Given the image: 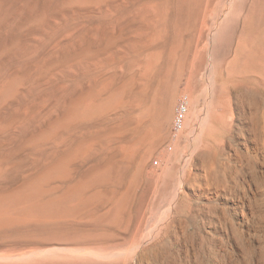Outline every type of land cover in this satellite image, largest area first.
<instances>
[{"label":"rangeland","instance_id":"rangeland-1","mask_svg":"<svg viewBox=\"0 0 264 264\" xmlns=\"http://www.w3.org/2000/svg\"><path fill=\"white\" fill-rule=\"evenodd\" d=\"M249 3L0 0V264H215L219 224L244 234L222 256L260 259L264 20ZM143 104L165 106L150 145L126 139Z\"/></svg>","mask_w":264,"mask_h":264},{"label":"bare ground","instance_id":"bare-ground-1","mask_svg":"<svg viewBox=\"0 0 264 264\" xmlns=\"http://www.w3.org/2000/svg\"><path fill=\"white\" fill-rule=\"evenodd\" d=\"M250 3H249V6H248V10L246 9L247 11V15H246V18H251L254 14L255 16H257L258 18V22H262L264 20V0H249ZM254 17V16H253ZM252 17V18H253ZM255 19V18H254ZM250 20V19H249ZM246 21V20H245ZM244 21V22H245ZM250 22V21H249ZM256 23V22H255ZM245 24V23H244ZM253 24V23H252ZM260 24V23H258ZM247 25V24H246ZM251 26V25H250ZM254 27V26H252ZM205 49V48H204ZM196 52V50H195ZM153 61V60H152ZM141 63V61H140ZM145 65V63H144ZM151 68V67H150ZM168 70V69H167ZM178 69H176V72H177ZM187 70V69H186ZM185 71V70H184ZM201 72V65L200 66H191L190 67V71H189V75H188V78L186 80V85L187 87L190 86L191 82H195L194 80L196 79L195 77H197ZM178 76L182 74L179 72L177 73ZM184 77V76H183ZM147 78V77H145ZM177 79V82L175 84H180L181 81H182V78L179 76V78H176ZM162 80V79H161ZM200 80V79H199ZM168 81V80H167ZM143 85V84H142ZM200 85V84H199ZM264 85V84H263ZM164 86V85H163ZM215 86V85H214ZM159 87V85H158ZM172 87V86H170ZM176 88V86H175ZM170 89V88H169ZM85 90V89H84ZM102 90V89H101ZM142 90V89H141ZM167 90V89H166ZM176 90H178V86L176 88ZM175 90V91H176ZM220 91L221 89H218V88H213L212 89V92L215 93V94H220ZM142 92V91H141ZM157 92V91H156ZM147 100V98H146ZM145 100V101H146ZM217 102L219 105H221V100H219V95H217ZM145 105L147 104H143L144 108H145ZM188 106H189V101H188ZM167 107V106H166ZM144 108H142L144 110ZM140 109V110H142ZM167 109V108H166ZM189 109V108H188ZM214 109L217 111L218 109V106H215ZM153 110V112H152ZM165 110V106L164 104H159L158 106L156 107H148V110L145 108V112H144V117L141 114H138L137 118L138 121L136 123H138V125L134 122H132L131 120H129V131L132 130L133 126H138L139 128L137 130H135L134 132H131L127 137L126 139L133 143V144H149L150 143V140L152 141V137H149V135H151L153 133V130H151V134H150V128L152 127L153 128V125H155L154 127H157L158 124H160V122H158V118L161 119L162 118V113L163 111ZM168 110V109H167ZM141 112V111H140ZM143 112V111H142ZM188 113V111H187ZM187 113H186V116H185V119L187 117ZM216 116L218 115L219 118H222V115H223V112H219L217 111L216 112ZM162 115V116H161ZM152 116V119L149 118ZM161 117V118H160ZM142 118V120H141ZM149 121H148V119ZM157 119V120H156ZM157 121V122H156ZM186 120L184 121V124H185ZM157 123V124H156ZM128 124V123H127ZM188 125V124H186ZM227 123H223V122H214L213 125H212V131H211V134L208 135V137H212L215 139V134H214V131L215 130H218V129H226L227 127ZM190 126V125H189ZM188 126V128H189ZM160 127V126H159ZM71 128V127H70ZM185 128V127H184ZM154 129V128H153ZM191 129V128H190ZM113 131V130H111ZM115 131V130H114ZM155 131V129H154ZM194 131V130H193ZM110 132V131H109ZM200 135L198 136H202L203 135V131H198ZM106 135L108 133L105 132ZM100 134V133H99ZM101 135V134H100ZM102 136V135H101ZM152 136V135H151ZM91 137V136H90ZM89 137V138H90ZM94 137V136H93ZM96 137V136H95ZM104 139V138H103ZM108 139V138H107ZM98 140V139H97ZM209 140H211L209 138ZM217 140V139H216ZM96 141V140H95ZM109 141V140H108ZM111 141V139H110ZM136 141V143H135ZM213 141V140H212ZM211 141V142H212ZM100 142V141H99ZM214 142V141H213ZM212 142V144H214ZM209 144V143H208ZM71 145V144H70ZM110 145V144H109ZM114 145V144H113ZM150 145V144H149ZM152 145V143H151ZM211 145V144H209ZM108 146V144H107ZM98 147V146H97ZM96 147V148H97ZM103 147V146H102ZM214 147V146H213ZM212 147V148H213ZM211 149V146L209 147ZM94 149V148H93ZM99 149V148H98ZM105 149V148H103ZM216 149V148H215ZM213 149V150H215ZM66 150V149H65ZM68 150V149H67ZM92 150V149H89V151ZM96 150V149H94ZM101 150V149H100ZM114 150V149H113ZM71 151V150H70ZM104 151V150H103ZM102 151V152H103ZM97 152V151H96ZM66 153V152H65ZM88 153V152H87ZM99 153V152H98ZM217 154V153H216ZM67 155V154H65ZM91 155V153H90ZM97 155V154H96ZM115 155V154H114ZM94 155H92L91 157H93ZM89 157V156H87ZM95 157V156H94ZM93 157V158H94ZM98 157V156H96ZM105 157V156H104ZM108 157V155H107ZM115 157V156H114ZM92 158V159H93ZM110 158V157H109ZM118 158V157H117ZM143 158V157H142ZM81 159V158H80ZM90 159V158H89ZM105 159V158H104ZM91 160V159H90ZM82 161V159H81ZM105 161V160H104ZM109 161V159H108ZM115 161V160H114ZM120 161V160H119ZM111 162V161H110ZM140 162V161H139ZM107 163V162H106ZM119 163V162H118ZM118 163H116L118 165ZM124 163V162H123ZM106 165V164H104ZM111 165V164H110ZM120 165V164H119ZM94 166V165H92ZM107 166V165H106ZM114 166V165H112ZM91 167V166H90ZM105 167V166H104ZM93 168V167H92ZM113 168V167H112ZM103 169V168H102ZM115 170V169H114ZM94 171V170H93ZM84 172V171H83ZM95 172V171H94ZM119 172V171H118ZM93 173V172H91ZM121 174V173H120ZM89 175V174H88ZM112 175V174H111ZM87 179V178H86ZM28 183V182H27ZM101 183V182H100ZM252 214V213H251ZM223 215V214H222ZM226 220V219H225ZM63 223V222H62ZM64 226V225H63ZM89 226V225H88ZM85 227V226H84ZM247 227V226H246ZM50 228V227H49ZM138 228V227H137ZM160 229V228H159ZM248 229V228H247ZM243 231V230H242ZM256 231V230H255ZM250 233V231H249ZM246 234V233H245ZM135 235V234H134ZM249 235V234H248ZM61 236V235H60ZM244 236V234H243ZM241 232H240V228L235 226L234 224H231V226H228V225H222V224H219L217 225L216 227L213 226V230H212V234L209 235V237L205 238L204 240L209 244V248H210V253L215 257V264H264V249L262 250L261 252V255L259 256V260L257 262H254L252 263L251 262V259H249L250 256H246V258H244L245 260L244 261H239L237 258H239V255L238 253H241V249L240 247L237 245V248L236 249H233L229 254H226V255H221V251L223 247H226L227 244L224 243V238L227 239V241L231 240L232 242H235V243H239L237 242L238 239L240 237H243ZM130 237V236H129ZM142 237V236H141ZM246 237V236H245ZM134 238V237H133ZM138 238V237H137ZM251 238V236H250ZM130 239V238H129ZM135 239V238H134ZM53 240V239H52ZM124 240V239H123ZM234 240V241H233ZM125 241V240H124ZM156 241V240H155ZM137 242V240H136ZM159 242V241H158ZM138 243H141L140 241H138ZM154 243V242H153ZM137 244V243H136ZM168 244V243H167ZM178 244V239H176L174 242H173V246L172 248L174 247V250H175V247L176 245ZM135 245V244H134ZM140 245V244H139ZM138 246V245H137ZM136 248H140V247H137ZM134 249V248H133ZM249 249V248H248ZM136 252V251H134ZM133 252V253H134ZM175 253V252H174ZM242 256V255H241ZM210 257V256H209ZM249 259V260H248ZM253 259V258H252ZM184 260V259H183ZM228 260V262L226 261ZM227 262V263H226ZM207 264V263H206Z\"/></svg>","mask_w":264,"mask_h":264},{"label":"built area","instance_id":"built-area-1","mask_svg":"<svg viewBox=\"0 0 264 264\" xmlns=\"http://www.w3.org/2000/svg\"><path fill=\"white\" fill-rule=\"evenodd\" d=\"M187 111H188V98L187 96H183L179 100L176 107L175 118L172 125V137H175L177 133L183 129Z\"/></svg>","mask_w":264,"mask_h":264}]
</instances>
